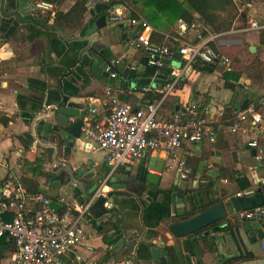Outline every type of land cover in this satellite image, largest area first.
<instances>
[{"label":"crops","instance_id":"obj_1","mask_svg":"<svg viewBox=\"0 0 264 264\" xmlns=\"http://www.w3.org/2000/svg\"><path fill=\"white\" fill-rule=\"evenodd\" d=\"M78 1L65 0L58 4L45 0H0V183H8L10 187L19 186L25 177L38 185L39 193L54 200L65 196L72 204H80L78 191L57 185L59 179L52 171V163L48 161L45 150L39 147L46 135L38 123L39 117L48 113L49 107L57 104L63 96L79 98L96 111V114L87 112L86 127L97 117L104 119L109 116L114 100L138 109L144 105L146 93L154 94L162 90V86L155 88L152 85L125 89L123 84L130 80L117 72L116 84L110 87L92 74L86 57L80 59L88 45L86 33L99 17L91 13L96 4L89 0L88 11L78 29L54 26L56 15L68 13ZM118 1L114 4L120 5ZM234 2L240 16L234 21L232 30L216 34L206 27V36L213 38L211 44L215 50L227 58H235L236 62L219 65L215 71L196 73L195 69L190 70L165 101L159 118L171 120L187 106L198 103L208 109V117L219 121L226 108L243 109L246 102L255 100L264 120V83L248 76L250 71L254 72V68H264V43L261 41V32H264V0ZM37 3L47 4L49 10L35 9ZM142 7L141 4L136 8L139 17H142ZM130 9L127 8L128 15ZM180 21L168 25L167 31L158 30L147 21L152 27L150 38L154 33L160 34L163 41L156 45H167L174 54L180 45L196 43V31L180 27ZM251 22H256L259 27L251 28ZM108 23L92 36L93 45L100 55L110 65L136 69L138 79L148 78L143 75L147 53L131 43L140 29ZM173 56L170 59L172 62L175 61ZM246 59L256 60L257 66L245 67L251 64ZM180 62L182 64V60ZM225 67L226 71L236 73L244 70L243 74L246 73L248 77L240 73V82H234L235 88H227L222 76L226 71L220 72ZM160 72L157 71V74ZM178 72L179 69L175 68L168 75L169 81L175 80ZM143 88L149 90L144 92ZM231 125L227 121L220 124L215 143L208 140L200 144L187 143L176 154L149 152L144 159L118 169L124 173L117 175V178H126L136 190L137 183L144 180L148 173L161 177L160 187L153 188L154 191L146 196L131 188L114 192L113 198H117L120 209L115 214L101 218L91 211L85 221L87 239L77 248L68 251L58 264H134V258H137L138 264H164L161 258L154 261L150 251L158 248L155 242L167 246L175 241L178 243V254L172 253L173 247L165 246L161 249L168 252L166 264H225L238 257H242L240 262L264 258V236L261 238L259 234L264 226V217L240 221L235 211L214 228L183 239L170 238L167 225L162 221V217H168L170 224L183 221L180 220L181 213L178 217L171 215V198L163 199L159 195L162 190L172 187L175 181L184 182L179 175V160H185L191 170L190 178L186 181L188 186L197 187L203 194L210 195L211 204L200 207L195 214L219 203H229L232 198H238L241 192L255 191L253 195L245 197H253L259 190L264 193V163L256 161V151L248 146L254 135H232L229 131ZM262 126L264 128V123ZM91 143L83 133L81 140L72 149L68 162L75 170L83 169L87 172L96 169L100 173H107L108 153L89 150ZM42 154L46 159L40 164L39 173L35 171L38 167L36 160ZM153 159H156L157 167H162L160 159L165 160L163 173L148 169ZM25 161L30 164L25 166ZM246 181L250 185L243 188ZM105 192L110 193L111 189L106 188ZM119 196L124 198L119 199ZM113 198H109L110 203ZM118 224L121 236L117 240ZM208 230L217 236H205ZM120 239L126 240L129 245L136 244V251L133 254L125 248L111 251ZM16 253L6 251L3 263L17 264Z\"/></svg>","mask_w":264,"mask_h":264},{"label":"built area","instance_id":"obj_2","mask_svg":"<svg viewBox=\"0 0 264 264\" xmlns=\"http://www.w3.org/2000/svg\"><path fill=\"white\" fill-rule=\"evenodd\" d=\"M94 4H107L114 8L109 14V22L115 25H128L139 28L132 46L143 49L147 53L148 64L160 71L166 66L174 54L167 45L152 44L149 32L150 24L142 17L128 15L126 6L115 5L117 0H92ZM35 9L49 10L45 3H37ZM184 22L180 21V27ZM251 28H258L256 22H251ZM191 30L196 31V43L180 45L177 51L182 56V64L177 78L162 86V98L155 100L138 109L131 104H120L113 101L111 114L101 121L84 126L82 132L92 142L91 151H106L107 164L113 171L129 166L136 160L144 159L149 152L165 151L170 154L179 152L185 144H200L208 140L216 142L218 119L208 117L209 111L201 104L194 103L184 108L173 116L171 120L159 118V112L167 98L175 91L180 81L187 77L188 72L195 67H217L229 64V58L211 46L213 38L206 36V26L194 23ZM246 30V29H244ZM111 70V66L107 71ZM117 78V73H112ZM147 92L148 88L142 89ZM96 114L95 110H92ZM234 123L229 127L232 135L253 134L254 138L248 146L256 151L255 159L264 163V147L259 144V139L264 138L263 117L259 112L258 103L252 100L246 109H234L232 112ZM47 166V165H45ZM210 168H213L212 166ZM180 179L187 181L191 170L185 160L178 161ZM105 182H101L100 189L83 204H72L65 196L57 200L49 198L42 193L32 195L21 184L0 191V238L9 237L17 248V264H58L62 257L78 247L87 239L85 229L86 217L91 213V208L102 196H106ZM254 190L238 194V197L250 196ZM55 202L62 206L56 212L51 208ZM106 209L112 210L113 205L106 203ZM11 213L9 221L4 215ZM240 221H252L264 217V206L236 213ZM205 236L216 237L212 230L204 233ZM264 251V243L262 244ZM96 264V263H93Z\"/></svg>","mask_w":264,"mask_h":264},{"label":"water","instance_id":"obj_3","mask_svg":"<svg viewBox=\"0 0 264 264\" xmlns=\"http://www.w3.org/2000/svg\"><path fill=\"white\" fill-rule=\"evenodd\" d=\"M113 11L114 8H110L107 4L95 5L91 13L94 16L98 15L99 17L91 29L86 33L88 45L84 49L83 55L80 59L82 60L83 56L86 57L92 74L95 77L100 78L104 83H108L110 87H113L116 84V78L111 76L115 71L112 67L110 71H107L110 64L100 55L98 49L93 45L94 40L92 39V36L109 24L108 16ZM252 51H254V49H252ZM173 59L179 61V63L167 60V66L162 68L160 70L161 72L157 74L154 79H138L136 69H128L124 65H118L117 72L121 77L130 80L129 83L123 84L125 89L136 86L149 87L151 85L155 88H159L160 86L168 84V75L172 74L175 68L179 69L181 67L180 61L182 60V56L178 51L174 54ZM247 105L248 103L246 102L242 108L246 109ZM88 111H92V109H90L82 99L63 96L57 104L49 107L48 113L42 115L38 119L41 129H43L46 134L44 140L40 141L39 147L45 150L48 161L52 163V171L59 179L57 185H62L72 191H78L80 204H83L95 195L100 189L101 182H105L104 187L110 188L111 192L107 193L106 196L97 199L91 208L92 213H94L96 217L101 218L106 217L111 213L115 214V212L120 209L116 202L117 198H113L114 192L129 189L130 183L132 182L126 180V178L118 179L117 175H123L124 171H113L112 167L108 164L106 165L108 172L100 173L96 169L87 172L83 169L75 170L68 162V158L72 154V149L77 145V142L81 140L83 135L82 130L85 126V119ZM160 161L162 167H157V163H155L156 159H153L148 169L163 173L165 160L160 159ZM160 183V176L148 173L144 180L137 183L138 188L136 193H142L143 196H146L148 193L151 194L154 191L153 188L159 189ZM159 195H162L163 199L166 197L171 198L173 210L171 215L175 217H178L179 213L182 215L190 212L196 213L200 207H205L206 205L211 204L210 195L208 193L203 194V191L198 190L197 187L190 188L186 182H179V180L175 181L174 185L168 190H162ZM110 197L113 198L111 203L109 202ZM118 198L123 199L124 197L119 196ZM106 203H110L113 206L115 205L117 209H106ZM258 206H264V193H262L261 190H259V193L253 197L232 198L229 203H219L190 219L170 224L168 217H162V221L167 225L170 238L183 239L199 232H204L205 230L218 225L235 211L249 210ZM51 208L58 212L62 209V206L52 202ZM263 229L259 230L261 238L264 236ZM155 245H157L158 248H152L150 251L152 259L156 261L158 258L159 260L161 258V262L166 264L168 252L161 250L164 249L166 245L161 242H155ZM136 247V244L129 245L126 240L120 239L111 248V251L125 248L129 253L133 254L136 251ZM166 247H173L172 249L174 251L172 253L174 254H178L179 252L177 241ZM133 262L134 264H138L137 258H134ZM238 264H264V258L246 260Z\"/></svg>","mask_w":264,"mask_h":264},{"label":"trees","instance_id":"obj_4","mask_svg":"<svg viewBox=\"0 0 264 264\" xmlns=\"http://www.w3.org/2000/svg\"><path fill=\"white\" fill-rule=\"evenodd\" d=\"M46 2H58L61 4L65 0H45ZM89 0H79L73 8L66 14L58 13L56 15L54 26L57 28L65 29H78L81 26L82 20L85 14L88 11L87 4ZM118 3L123 6H128L133 17H137L136 8L139 5H143L140 10V14L144 17L152 26L158 30H168V25H174L175 22L179 20L184 22L185 28H190L194 23H200L208 27L213 33H223L232 30L234 21L240 16L239 9L235 4L234 0H119ZM134 6V7H133ZM138 9V8H137ZM164 18V19H163ZM172 22V23H171ZM182 31V29H180ZM163 37L160 34L154 33L151 36L152 44H161ZM261 41L264 43V32H261ZM213 48L214 45L211 44ZM111 64V63H109ZM146 66L144 76L152 78L157 74V70L154 67H151L148 64V60L144 61ZM115 72H117V66L110 65ZM258 67L254 72H249V77L257 82H264V68L260 69ZM216 67L203 66L195 67L197 72H208L215 71ZM118 73V72H117ZM251 73V74H250ZM223 79L225 80V86L227 88H235V84L240 82L241 74L231 71H226L223 73ZM236 82V83H234ZM162 93H146L143 101L144 105L153 102L155 100L162 98ZM251 102V100H249ZM233 110L226 108L224 114L220 120L216 123L217 127L220 124H225L227 121L230 125L234 123V117L232 115ZM101 117H97L92 123L101 121ZM2 122V118L0 119ZM217 141V140H216ZM215 143V142H214ZM259 144L261 147H264V138L259 139ZM46 159L44 154L39 155L36 164L38 167L35 168L36 172H41V166ZM200 160L198 161V163ZM28 161H25V166L29 165ZM189 164V163H188ZM38 170V171H37ZM23 185L27 187L28 193L36 195L39 193L38 185L25 177L22 180ZM249 183L246 181V185L243 188L249 187ZM8 186V183H0V191L5 189ZM204 211V210H203ZM201 211V212H203ZM195 213H187L180 216V220L190 219L193 216H196ZM11 213L4 215L6 221L11 220ZM215 227V226H214ZM213 227V228H214ZM228 227V226H227ZM117 230H121L119 224L117 225ZM121 236V233H118V238ZM17 252V248L14 242L9 237L0 238V264H4L3 261L6 260L5 252ZM247 258V257H243ZM242 260V257L236 259L228 260L225 264H236Z\"/></svg>","mask_w":264,"mask_h":264},{"label":"rangeland","instance_id":"obj_5","mask_svg":"<svg viewBox=\"0 0 264 264\" xmlns=\"http://www.w3.org/2000/svg\"><path fill=\"white\" fill-rule=\"evenodd\" d=\"M238 9H239V8H238ZM235 60H236L235 58H229V64L234 63ZM246 61H247V62H251V64H246L245 67H247V65H248L249 67H256L257 64H258V63H255L256 60H254V61H253V60H250V61H249V60L246 59ZM258 61H259V60H258ZM235 62H236V61H235ZM259 62H260V61H259ZM226 68H227V67L221 69L220 72L223 73L224 71H226ZM242 69H243V68H242ZM248 69H249V68L246 69V72H247ZM254 69L256 70L257 68H254ZM260 69H262V67H261ZM243 72H244V70H241L240 73L242 74L243 77H246V78H247L248 76L245 75L246 73L243 74ZM263 83H264V82H263Z\"/></svg>","mask_w":264,"mask_h":264},{"label":"flooded vegetation","instance_id":"obj_6","mask_svg":"<svg viewBox=\"0 0 264 264\" xmlns=\"http://www.w3.org/2000/svg\"><path fill=\"white\" fill-rule=\"evenodd\" d=\"M184 182H186V181H184ZM132 184H130V188L131 189H134V190H136V188H134L133 186H131Z\"/></svg>","mask_w":264,"mask_h":264}]
</instances>
